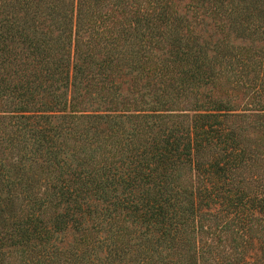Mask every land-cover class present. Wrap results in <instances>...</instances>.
I'll return each instance as SVG.
<instances>
[{
    "label": "trees",
    "instance_id": "trees-1",
    "mask_svg": "<svg viewBox=\"0 0 264 264\" xmlns=\"http://www.w3.org/2000/svg\"><path fill=\"white\" fill-rule=\"evenodd\" d=\"M181 1L0 0V264H264V0Z\"/></svg>",
    "mask_w": 264,
    "mask_h": 264
},
{
    "label": "rangeland",
    "instance_id": "rangeland-1",
    "mask_svg": "<svg viewBox=\"0 0 264 264\" xmlns=\"http://www.w3.org/2000/svg\"><path fill=\"white\" fill-rule=\"evenodd\" d=\"M186 3H187V0H183V1L180 2V6H181L182 8H184L185 5H186ZM208 27H210V30H213V25H210V26H208ZM239 42H240L239 40H235V43H239Z\"/></svg>",
    "mask_w": 264,
    "mask_h": 264
}]
</instances>
